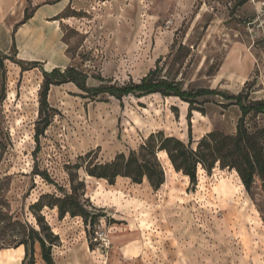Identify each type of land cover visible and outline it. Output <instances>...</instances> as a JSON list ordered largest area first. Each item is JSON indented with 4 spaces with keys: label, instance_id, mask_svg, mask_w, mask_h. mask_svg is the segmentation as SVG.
<instances>
[{
    "label": "rangeland",
    "instance_id": "rangeland-1",
    "mask_svg": "<svg viewBox=\"0 0 264 264\" xmlns=\"http://www.w3.org/2000/svg\"><path fill=\"white\" fill-rule=\"evenodd\" d=\"M39 7L50 23L18 24L25 10L32 16ZM257 9L253 0H13L9 15L15 21L6 41L0 38V57L33 58L22 61L39 66L22 71L4 59L0 69V184L9 211L34 223L29 204L57 192L33 175L35 165L68 187L66 164L89 151L107 162L156 131L187 142L189 109L193 147L212 130L233 135L241 115L220 95L191 104L158 93L119 100L86 95L68 82L49 89L56 111L35 152L40 68L74 67L87 75L89 87L135 83L155 70L153 76L185 91L206 88L264 100V18ZM245 124L251 132L263 130L264 147V113L248 114ZM164 153L157 154L165 174L157 190L146 180L117 177L109 184L79 169L85 197L105 216L89 230L79 216L58 219L56 208H44L59 236L55 264H264V182L256 177L248 193L235 169L215 164L209 172L198 166L191 188ZM96 233L108 237V249ZM7 249L14 248L0 249V264H12Z\"/></svg>",
    "mask_w": 264,
    "mask_h": 264
},
{
    "label": "trees",
    "instance_id": "trees-1",
    "mask_svg": "<svg viewBox=\"0 0 264 264\" xmlns=\"http://www.w3.org/2000/svg\"><path fill=\"white\" fill-rule=\"evenodd\" d=\"M30 17L31 15L25 10L23 19L18 24L25 23ZM12 45L15 48L14 39ZM1 55L0 69L4 67V59L16 63L22 71L29 67L39 66L37 61L24 64L22 60H14L12 56ZM40 71L42 84L39 92V117L34 132L35 152L39 149L40 136L49 126L56 111L47 100L49 89L52 85L68 82L74 83L86 95L94 97L101 93H108L119 100L128 94L158 93L162 96H176L191 104L199 96L220 95L225 100L236 104L241 115L233 135L212 130L202 136L196 146L193 147L194 140L190 121L192 110L189 109L187 113V142L174 136H167L163 131H156L150 133L137 149H131L127 154L118 153L107 162L96 161L95 152L89 151L78 156L77 162L66 164L68 187L58 185L47 171L40 170L35 165L33 175H37L47 184L55 186L57 192L43 193L29 204L28 212L34 219V223L21 219L9 211L8 202L3 195L0 184V249L23 246L24 256L21 264L35 263L36 245L39 247L43 262L55 264L52 248L59 244V236L53 232L52 227L47 222L43 213L44 208H56L58 219H62L66 215L70 217L79 216L89 230L101 217L105 216L85 197V181L80 178L79 169H83L90 177L105 179L109 184H113L117 177L129 178L132 183L136 184L146 180L153 190H157L165 179L164 169L157 156L158 152L163 151L173 169L188 177L191 188H194L197 183L198 166L209 172L215 164H219L221 168L235 169L245 191L248 193H250L256 177L264 182V147L260 141L263 130L251 132L245 124V117L248 114L264 113V100L246 101L241 93L228 95L206 88L185 91L173 80L153 76L155 70L149 71L135 83L96 87L87 86V75L74 67H67L64 70L53 68L50 71L40 68Z\"/></svg>",
    "mask_w": 264,
    "mask_h": 264
},
{
    "label": "crops",
    "instance_id": "crops-1",
    "mask_svg": "<svg viewBox=\"0 0 264 264\" xmlns=\"http://www.w3.org/2000/svg\"><path fill=\"white\" fill-rule=\"evenodd\" d=\"M12 6H13V0H0V38H3V42L6 41L7 33L9 31V27H11V25L15 21V19L9 15V12L11 11ZM42 7L37 8V10L34 12V14L24 23V27H28V25H31L33 22H37V21H41V20L44 22L50 23L49 17H51V16H44L45 13L42 11V9H44V8H42ZM53 15H55V14H53ZM49 25H51V28H52L53 32L55 33L54 24H49ZM19 57H20V55H19ZM24 59H33V58H26V57L20 58V60H23V61H24ZM33 61H37V60H33ZM35 255H36L35 261L37 264L39 262L38 258H40V261L42 264H45L43 262V260L41 259L40 250L38 248H36ZM23 256H24L23 246H19V247L14 248V249H7L6 257L8 260L12 261V264H21Z\"/></svg>",
    "mask_w": 264,
    "mask_h": 264
},
{
    "label": "built area",
    "instance_id": "built-area-1",
    "mask_svg": "<svg viewBox=\"0 0 264 264\" xmlns=\"http://www.w3.org/2000/svg\"><path fill=\"white\" fill-rule=\"evenodd\" d=\"M257 5L256 15L259 18H264V0H253ZM98 239L100 240V246L103 249H108L110 247V240L103 233H96ZM94 239H96L94 237Z\"/></svg>",
    "mask_w": 264,
    "mask_h": 264
}]
</instances>
